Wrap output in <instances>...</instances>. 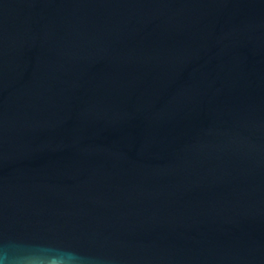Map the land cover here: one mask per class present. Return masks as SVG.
I'll return each instance as SVG.
<instances>
[{"label":"water","instance_id":"obj_1","mask_svg":"<svg viewBox=\"0 0 264 264\" xmlns=\"http://www.w3.org/2000/svg\"><path fill=\"white\" fill-rule=\"evenodd\" d=\"M5 253L264 264V0H0Z\"/></svg>","mask_w":264,"mask_h":264},{"label":"clouds","instance_id":"obj_2","mask_svg":"<svg viewBox=\"0 0 264 264\" xmlns=\"http://www.w3.org/2000/svg\"><path fill=\"white\" fill-rule=\"evenodd\" d=\"M37 258V257H35ZM49 257H43L42 259H48ZM40 259V258H37ZM9 261V257L7 255V253H5L2 257H0V264H8Z\"/></svg>","mask_w":264,"mask_h":264}]
</instances>
